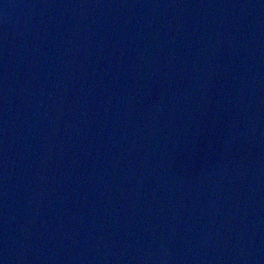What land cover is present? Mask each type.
Returning <instances> with one entry per match:
<instances>
[{
    "label": "water",
    "instance_id": "1",
    "mask_svg": "<svg viewBox=\"0 0 264 264\" xmlns=\"http://www.w3.org/2000/svg\"><path fill=\"white\" fill-rule=\"evenodd\" d=\"M0 264H264V0H0Z\"/></svg>",
    "mask_w": 264,
    "mask_h": 264
}]
</instances>
